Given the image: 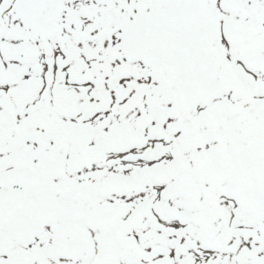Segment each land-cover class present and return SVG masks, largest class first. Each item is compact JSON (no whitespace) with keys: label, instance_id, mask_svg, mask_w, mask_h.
Returning a JSON list of instances; mask_svg holds the SVG:
<instances>
[{"label":"snow or ice","instance_id":"snow-or-ice-1","mask_svg":"<svg viewBox=\"0 0 264 264\" xmlns=\"http://www.w3.org/2000/svg\"><path fill=\"white\" fill-rule=\"evenodd\" d=\"M0 264H264V0H0Z\"/></svg>","mask_w":264,"mask_h":264}]
</instances>
